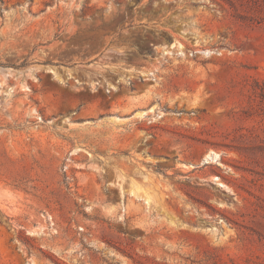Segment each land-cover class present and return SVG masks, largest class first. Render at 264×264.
I'll return each mask as SVG.
<instances>
[{
    "label": "rangeland",
    "instance_id": "374dc122",
    "mask_svg": "<svg viewBox=\"0 0 264 264\" xmlns=\"http://www.w3.org/2000/svg\"><path fill=\"white\" fill-rule=\"evenodd\" d=\"M0 264H264V0H0Z\"/></svg>",
    "mask_w": 264,
    "mask_h": 264
},
{
    "label": "water",
    "instance_id": "95a60500",
    "mask_svg": "<svg viewBox=\"0 0 264 264\" xmlns=\"http://www.w3.org/2000/svg\"><path fill=\"white\" fill-rule=\"evenodd\" d=\"M203 161H205V158L203 159Z\"/></svg>",
    "mask_w": 264,
    "mask_h": 264
}]
</instances>
